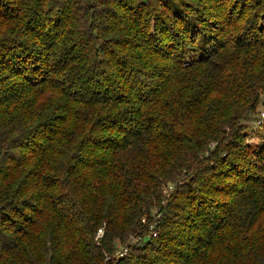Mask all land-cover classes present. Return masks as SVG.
I'll use <instances>...</instances> for the list:
<instances>
[{
	"label": "trees",
	"instance_id": "trees-1",
	"mask_svg": "<svg viewBox=\"0 0 264 264\" xmlns=\"http://www.w3.org/2000/svg\"><path fill=\"white\" fill-rule=\"evenodd\" d=\"M211 2L207 35L178 0H0V264H264V0Z\"/></svg>",
	"mask_w": 264,
	"mask_h": 264
},
{
	"label": "rangeland",
	"instance_id": "rangeland-1",
	"mask_svg": "<svg viewBox=\"0 0 264 264\" xmlns=\"http://www.w3.org/2000/svg\"><path fill=\"white\" fill-rule=\"evenodd\" d=\"M183 1V3H185L187 6L192 5L193 6V10H189L187 8H185L192 16H194L196 19H200L202 17H204L203 19L206 20H202L205 21L204 22H200L199 23V28L202 29V31H205V34H209V33H217V28H218V23L219 20H217V18H215V13L216 11H219L216 6L211 7V6H206L208 5L207 3H212V0H178V2ZM195 3H193V2ZM214 5V4H213ZM212 5V6H213ZM179 7H183L181 5H178ZM211 21L212 23H209V21ZM200 21V20H199ZM198 21V22H199ZM214 24V25H213ZM218 25V26H216ZM214 26H216L217 28L215 29ZM199 43H200V39H197L196 42L194 43L195 47H196V51H198L199 49ZM264 101V97L262 96L261 98V103H263ZM262 105H259V109ZM260 111V110H259ZM258 119V115H256V117L251 121L250 125L248 128H244V136H243V143H245L248 147H250L251 150H260L264 152V123H260L259 125H256V121ZM252 157V156H251ZM253 161H256L254 157H252ZM135 241V240H134ZM124 245H118L117 246V250H120L122 248H124ZM127 252L124 253V255ZM116 254V253H115Z\"/></svg>",
	"mask_w": 264,
	"mask_h": 264
},
{
	"label": "built area",
	"instance_id": "built-area-1",
	"mask_svg": "<svg viewBox=\"0 0 264 264\" xmlns=\"http://www.w3.org/2000/svg\"><path fill=\"white\" fill-rule=\"evenodd\" d=\"M260 123H264V109L260 110L258 113V119L256 121V125H259ZM156 233H153V236H155ZM103 235V229L102 227L97 229L96 232V238H100ZM127 252V246H125L124 248L118 250L116 252V255L121 257L124 255V253Z\"/></svg>",
	"mask_w": 264,
	"mask_h": 264
}]
</instances>
